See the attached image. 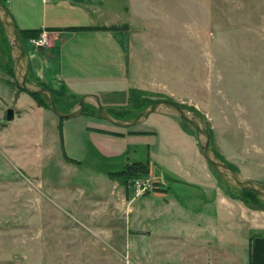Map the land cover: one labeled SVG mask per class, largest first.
<instances>
[{
  "label": "rangeland",
  "instance_id": "1",
  "mask_svg": "<svg viewBox=\"0 0 264 264\" xmlns=\"http://www.w3.org/2000/svg\"><path fill=\"white\" fill-rule=\"evenodd\" d=\"M108 1L138 41L140 73L155 77L157 86L97 92L101 103L113 113L127 110L116 117L134 116L146 99L168 98L195 110L212 129L214 150L264 185V0ZM4 43L0 32V264H183L193 212L164 202L153 212L145 196L153 190L182 201L197 193L206 198L201 192L210 190L214 200L230 198L235 213L230 219L220 213L215 263L241 264L225 258L234 246L248 264V237L264 228V203L213 169L195 128L160 112L120 127L89 103L74 117H59L45 105L37 110L40 98L14 84ZM53 97L69 110L79 95L53 91ZM9 106L14 118L5 121ZM131 128L141 132H128L135 135L124 141L112 136ZM60 134L65 153L78 161L64 158ZM176 159L195 177H180ZM137 160L150 162V174L110 172ZM203 245L202 262L210 264L214 249L209 241Z\"/></svg>",
  "mask_w": 264,
  "mask_h": 264
},
{
  "label": "crops",
  "instance_id": "2",
  "mask_svg": "<svg viewBox=\"0 0 264 264\" xmlns=\"http://www.w3.org/2000/svg\"><path fill=\"white\" fill-rule=\"evenodd\" d=\"M4 4L18 29H39V33L45 34L48 39V42L43 46L23 44L28 61V74L37 84L51 88L52 92L76 95L85 92L107 93L113 89L155 91L157 86L155 77L148 78L140 73L141 63L137 58L139 45L131 33L132 29L120 24L121 21L118 20L115 6L108 0H6ZM109 25L115 27H102ZM68 26L83 27L69 28ZM23 41L27 42V36L22 37ZM19 97L22 98L21 94ZM36 108L40 110L42 107L38 105ZM173 122L178 124L175 120ZM129 130L138 129L116 130L121 132L120 135L112 136L124 141L135 135V133H128ZM151 131L149 129L145 132ZM152 134L154 137L159 133L154 130ZM110 135L108 134V136ZM172 137L173 135L168 134L164 136L165 140L172 139ZM76 161L78 160L76 159ZM76 161L67 160V162ZM151 162H153L152 157ZM174 163L176 168L179 167V159L174 160ZM147 164V173L150 174L151 164L148 161ZM178 170L182 171L180 177L187 178L186 180L195 177L193 172L187 169L182 170L179 167ZM165 186L168 188H163V190L170 191V186ZM188 186L192 185L188 184ZM210 191L206 192L207 194L201 192L206 198H202L198 193L194 198L187 197L185 201L188 202L184 200L183 202L177 194L163 195L156 190L145 195L147 203L152 205L153 212L160 209L162 202L168 209L180 208L182 210L185 208L193 212L190 215L194 218L193 228L187 235L188 244H186L181 257L183 264H203V242L206 241L211 242L214 249L207 256L210 264H216L215 261H218L215 254L218 249L215 245L222 241L218 219L221 216V211L227 212L226 218L234 217L235 203L222 195H215L216 200H214L213 192ZM157 199L158 201H156ZM200 202H202L201 205ZM193 203H195L194 206H192ZM134 209L132 205L131 212ZM204 210H207L208 222H205L202 216ZM120 217L118 213L116 219ZM253 229L255 231L248 237V264H264V228ZM202 235H205V238ZM215 242L217 243L215 244ZM230 249L233 251L227 249L228 254L225 258H232L233 262L237 258L239 263L243 264L238 252L236 253V248L233 246Z\"/></svg>",
  "mask_w": 264,
  "mask_h": 264
},
{
  "label": "water",
  "instance_id": "3",
  "mask_svg": "<svg viewBox=\"0 0 264 264\" xmlns=\"http://www.w3.org/2000/svg\"><path fill=\"white\" fill-rule=\"evenodd\" d=\"M0 26L9 46L13 75L16 83L23 91H26L29 94L39 93L55 115L59 117L77 116L83 111L84 104L89 103L97 109L100 116L120 127H129L143 122L151 112H160L181 117L195 128L201 152L213 169L230 185L240 189L252 190L264 202V185L245 177L240 170L232 167L215 152L210 142L208 124L203 117L197 114L194 110L183 106L172 99L160 98L144 105L134 116L116 117L101 103L99 96L95 92H85L80 94L71 109L63 110L55 104L51 88L45 85L36 84L27 79L28 61L23 48L21 36L10 12L1 1ZM13 118L14 109L12 106H9L5 109L4 120L9 121Z\"/></svg>",
  "mask_w": 264,
  "mask_h": 264
},
{
  "label": "trees",
  "instance_id": "4",
  "mask_svg": "<svg viewBox=\"0 0 264 264\" xmlns=\"http://www.w3.org/2000/svg\"><path fill=\"white\" fill-rule=\"evenodd\" d=\"M1 2H3V0H0ZM3 4H4V2H3ZM5 5V4H4ZM69 28H71V27H83V26H68ZM87 27H89L88 25H87ZM102 27H104V28H112V27H115L114 25H109V26H102ZM17 30L19 31V34H20V36H21V39H22V37H24V36H27V37H29V36H36V35H38V33L40 32L39 31V29H18L17 28ZM0 32H1V35H2V40L5 42L4 44H6L5 45V48H6V54L8 53V55H7V57H10V53H9V46H8V43H7V39H6V37H5V34H4V32H3V30H2V28H1V26H0ZM10 60H11V57H10ZM11 62H12V60H11ZM12 74H13V68H12ZM13 77H14V75H13ZM27 79L29 80V78L27 77ZM14 84L17 86V88L19 89V90H22L19 86H18V84L16 83V81H15V79H14ZM136 91H141V89H137ZM53 93V92H52ZM31 95H33L34 97H39L40 98V100H39V102H38V104L39 105H45L46 107H48V104L45 102V100H44V98L39 94V93H35V94H31ZM146 96V95H145ZM145 96H143V97H145ZM150 101H153V100H151V99H146L145 100V102H146V104L147 103H149ZM182 105V104H181ZM49 108V107H48ZM95 108V107H94ZM96 109V108H95ZM107 109H108V111L110 112V113H112L114 116H122L127 110L124 108V109H120V110H117L115 113H113V112H111V110H110V108H108L107 107ZM96 111H97V109H96ZM195 111V110H194ZM196 112V111H195ZM197 113V112H196ZM183 119V118H182ZM184 120V119H183ZM101 130H104V131H108V130H105V129H101ZM208 130H209V134H210V142H211V135H212V129L208 126ZM111 132H113V133H116V134H120L121 132H118V131H111ZM129 132H141V130H129ZM142 132H145V131H142ZM60 141H61V147H62V154H63V156H64V158L66 159V160H68V161H76V159H74V158H72V157H70V156H68L66 153H65V151H64V149H63V146H62V139H61V134H60ZM219 156H220V154L217 152V151H215ZM221 157V156H220ZM222 158V157H221ZM223 159V158H222ZM223 160H225V159H223ZM226 161V160H225ZM227 162V161H226ZM227 163H229V162H227ZM230 164V163H229ZM231 165V164H230ZM232 167H234L233 165H231ZM141 167V168H140ZM234 168H236V167H234ZM134 169H137V170H139V169H144V171L147 173L148 172V164H147V161L146 162H143V161H141V160H137V161H133V162H130V163H127L122 169H119V170H116V171H110L112 174L113 173H121V174H125V175H131V173L133 172V170ZM237 169V168H236ZM244 193H245V195H247L248 197H250L251 198V200L252 201H254V202H257V203H261L262 202V200L257 196V194L254 192V191H252V190H249V189H241ZM245 201V200H244ZM262 203H264V202H262Z\"/></svg>",
  "mask_w": 264,
  "mask_h": 264
},
{
  "label": "built area",
  "instance_id": "5",
  "mask_svg": "<svg viewBox=\"0 0 264 264\" xmlns=\"http://www.w3.org/2000/svg\"><path fill=\"white\" fill-rule=\"evenodd\" d=\"M47 42H48V39H47L46 35L43 34V33H39L36 36H29V37H27V44H29V45H33V46H43Z\"/></svg>",
  "mask_w": 264,
  "mask_h": 264
}]
</instances>
